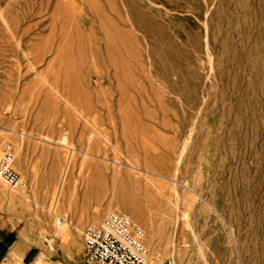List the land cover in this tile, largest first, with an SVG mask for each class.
Instances as JSON below:
<instances>
[{"label": "rangeland", "instance_id": "374dc122", "mask_svg": "<svg viewBox=\"0 0 264 264\" xmlns=\"http://www.w3.org/2000/svg\"><path fill=\"white\" fill-rule=\"evenodd\" d=\"M7 144L33 256L0 264H86L109 211L150 264H264V0H0Z\"/></svg>", "mask_w": 264, "mask_h": 264}, {"label": "built area", "instance_id": "2783aa9c", "mask_svg": "<svg viewBox=\"0 0 264 264\" xmlns=\"http://www.w3.org/2000/svg\"><path fill=\"white\" fill-rule=\"evenodd\" d=\"M0 181L11 189L22 191L27 182L14 168V149L5 145L0 152ZM64 222L57 217L55 226ZM84 260L86 264H150L145 245V232L129 214L109 211L98 224H90L83 231ZM45 241L49 243L46 236ZM163 264H173L172 259Z\"/></svg>", "mask_w": 264, "mask_h": 264}, {"label": "bare ground", "instance_id": "6f19581e", "mask_svg": "<svg viewBox=\"0 0 264 264\" xmlns=\"http://www.w3.org/2000/svg\"><path fill=\"white\" fill-rule=\"evenodd\" d=\"M3 135V134H2ZM5 136V135H4ZM2 140V139H1ZM0 194L6 198H9V200L11 202H14L15 201V196H13L12 194H9L6 189H4L1 185H0ZM30 199V198H29ZM24 201V199H23ZM68 221H66L64 219V222L63 224L59 227V239H62L64 240L66 238V227L68 225ZM27 233V232H26ZM69 237V236H68ZM66 241V240H65ZM24 241L20 240L17 244L14 245V247L11 249L10 253H9V257H8V262L9 263H12L13 261L17 260V258H21L24 254V249L22 247V243ZM179 258H182V255L180 254L179 255ZM184 259V258H183ZM32 263V262H31ZM36 263V262H35ZM34 263V264H35ZM25 264V263H24ZM157 264H162L161 262H157Z\"/></svg>", "mask_w": 264, "mask_h": 264}, {"label": "crops", "instance_id": "0c3cea01", "mask_svg": "<svg viewBox=\"0 0 264 264\" xmlns=\"http://www.w3.org/2000/svg\"><path fill=\"white\" fill-rule=\"evenodd\" d=\"M9 237H13V241L9 245H6V241H7V239ZM19 241H20V239H18L17 233L14 231V229H10V228H7V229L0 228V242L7 246L6 251L0 257V263L8 259L9 253H10L11 249ZM32 256H33L32 250H27L23 254V257H25V259L31 258Z\"/></svg>", "mask_w": 264, "mask_h": 264}, {"label": "trees", "instance_id": "16d2710c", "mask_svg": "<svg viewBox=\"0 0 264 264\" xmlns=\"http://www.w3.org/2000/svg\"><path fill=\"white\" fill-rule=\"evenodd\" d=\"M13 241V237H9L6 241V245H9ZM0 242V257L3 255V253L6 251L7 246Z\"/></svg>", "mask_w": 264, "mask_h": 264}]
</instances>
